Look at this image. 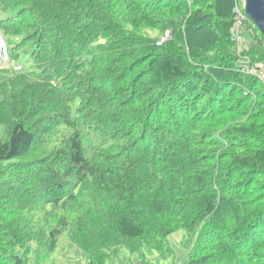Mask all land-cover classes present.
I'll list each match as a JSON object with an SVG mask.
<instances>
[{"label": "trees", "instance_id": "obj_1", "mask_svg": "<svg viewBox=\"0 0 264 264\" xmlns=\"http://www.w3.org/2000/svg\"><path fill=\"white\" fill-rule=\"evenodd\" d=\"M235 2L0 0L27 56L0 65V264L63 233L153 264L179 230L186 264H264V81L239 63L264 37L248 21L237 53Z\"/></svg>", "mask_w": 264, "mask_h": 264}, {"label": "rangeland", "instance_id": "obj_2", "mask_svg": "<svg viewBox=\"0 0 264 264\" xmlns=\"http://www.w3.org/2000/svg\"><path fill=\"white\" fill-rule=\"evenodd\" d=\"M243 2L244 0L237 1V3L241 5H243ZM247 23H248V20L246 21L244 20L243 28L253 33V35H255L253 29ZM249 41L250 40L247 39V43ZM11 47L12 45H10L7 42L8 50H10ZM17 57H18L17 62L13 60L14 63H17V64L20 63L21 65H26L27 63L26 54L22 52H18ZM0 65L6 66L7 64L1 63V60H0ZM9 65L10 67L12 66L15 70L19 69V68L16 69L13 63H9ZM260 80L264 81V79H260ZM63 234L60 236L61 240L59 241V246L57 247L58 249L53 254H51L49 257L44 258V259L42 257L40 258L39 256H36L34 259V255H30V264H88L89 257L83 252H81L74 244H72L71 242H68V240L66 241L62 239V237H65V235ZM167 241L170 243V245L173 248V253H172L173 255L171 254V256L169 253L165 252L157 257L150 251L148 247L146 248L147 254L149 255L150 259L154 261L153 264H162L160 263L161 260H164V261L171 260V258H168V256L172 257V260H173V262L170 264H186L185 261H186L188 249L187 248L185 249L182 245L183 238H182L181 230L172 232L169 236H167ZM130 261H132L133 264L135 263L145 264L144 262H139L135 255L129 257L124 252L120 253L119 260L117 259L113 260L109 264H129Z\"/></svg>", "mask_w": 264, "mask_h": 264}, {"label": "built area", "instance_id": "obj_3", "mask_svg": "<svg viewBox=\"0 0 264 264\" xmlns=\"http://www.w3.org/2000/svg\"><path fill=\"white\" fill-rule=\"evenodd\" d=\"M237 1L238 0H236V4L234 7L235 21H234V24L231 28V33H232L233 40L235 41V44H236L237 53L241 54L242 51H244V49L246 47L245 46V38H244V34H243L244 20L246 21L248 19L244 15L243 5L237 3ZM168 36H169V33L167 32L165 37L163 38V40L166 39ZM0 59L4 62L8 61V56L6 53V47H5L4 41L1 37V33H0ZM239 63L246 73L253 74V75H256L260 79H264V66H263L264 63H259V65H257L256 67L250 66V65H248L249 59H247V57L245 55L241 56Z\"/></svg>", "mask_w": 264, "mask_h": 264}, {"label": "water", "instance_id": "obj_4", "mask_svg": "<svg viewBox=\"0 0 264 264\" xmlns=\"http://www.w3.org/2000/svg\"><path fill=\"white\" fill-rule=\"evenodd\" d=\"M243 12L258 33L264 37V0H244Z\"/></svg>", "mask_w": 264, "mask_h": 264}]
</instances>
